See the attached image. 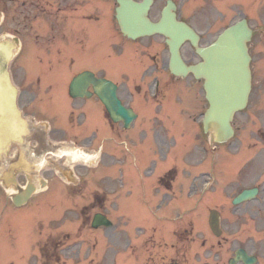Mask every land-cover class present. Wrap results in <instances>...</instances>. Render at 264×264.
<instances>
[{
  "label": "flooded vegetation",
  "instance_id": "obj_1",
  "mask_svg": "<svg viewBox=\"0 0 264 264\" xmlns=\"http://www.w3.org/2000/svg\"><path fill=\"white\" fill-rule=\"evenodd\" d=\"M163 1L165 4L166 0ZM173 1L178 18L187 21L196 29L198 26H195L194 22L201 15L202 27L199 31L201 45L209 44L218 30L224 28L229 22L240 18L246 19L253 29V35L248 42L252 85L247 106L255 113L258 110V96H264V0ZM115 6V0H0V11L4 13L5 19L13 20L14 30L12 31L23 42L16 59L17 62H26L28 59L34 67L46 68L48 71H52L54 67H61L57 71L58 74L31 75L34 80L27 81L29 78L27 75L24 82L21 78L22 83L38 86L45 82H57V86L60 87L66 66L76 67V73L84 69L97 73L95 68L96 34L99 19L109 16L110 23L113 24ZM162 6L159 4L157 8ZM35 19L36 23L33 22ZM112 30H105V32L111 34ZM115 30L120 35L119 31ZM27 38L32 40L37 48L28 49L29 45L25 44ZM187 44L190 50L187 59L189 63H195V58L197 62L198 56L192 45L189 42ZM151 49V44H144L137 48V51L143 56ZM121 51L122 49H119V52ZM159 54L157 52L152 56L153 62H156ZM16 60L13 65L16 64ZM189 78V86L193 89L191 92L199 97L200 104L203 103L201 106L203 109L205 99L202 81L196 79L193 74H189ZM117 79L123 84L126 82L125 76L117 75ZM23 86L26 87L24 84ZM29 88L28 86L27 94L30 92ZM87 88L92 92L91 87ZM135 90L132 92L127 89L125 93L129 98L135 99V95L142 91L141 86H135ZM47 93L48 91L43 90L41 95H47ZM36 96L37 92L33 89L32 98L36 99ZM77 99V106L73 108L78 111L77 130L74 133H68L65 130L52 133V137L58 138L54 143L46 141L42 144L32 141L29 145L33 151H40L45 145L61 144L68 138L74 143L89 138L88 135L81 133V129L88 128L84 126L87 117L89 120L95 119L96 113L93 108L95 109L97 103L101 106L102 104L93 94ZM124 103L130 106L128 102L124 101ZM103 113L106 125L102 138L108 140L109 143L111 137L121 135L128 142H139L142 145L147 141L149 143L163 142L161 133H157L160 126L140 122L132 124V128L124 129L121 123H114L106 117L104 107ZM146 125H149L150 132L155 131L152 139V136L150 135L149 138L146 133ZM253 126L255 128L250 139L251 154L248 155L249 170L231 171V166L228 165L227 173L222 174L218 171L220 179L216 181L217 184L211 190L204 192L200 198H193L191 192L188 193L187 199H194L197 202L189 205L188 213L186 212L187 223L182 228L173 221V218L178 215L177 206L173 205L177 199L176 189L171 185L175 178L173 170L150 171L151 176L148 180L150 192L148 198L144 194L145 204L143 205L156 206L159 211V216L156 217L159 219L166 214H161L162 209L168 210L167 215L170 217L171 225L162 228L157 220L148 229L145 225L137 223L138 228L135 230L131 229L129 222H124L118 215L116 226L106 231L108 239L113 241L112 243L116 242L113 253L114 251L116 254L125 253L124 258L129 259L136 252L139 259L137 264H264V132L259 128V124L254 123ZM97 132L96 129L95 134ZM87 142L89 140L84 141V143ZM155 156L159 158L156 151ZM222 166L223 161L218 160L216 168L219 169ZM74 175L76 181L70 182L71 185L63 192L76 195V203L68 204V206L74 210L73 221L77 227L76 237L82 243L88 244L83 229L92 226L97 212L103 213L113 222V216L105 210L111 206L109 203L111 202L109 198L111 189L108 188L110 178L107 177L106 172L95 171L75 170ZM53 179L49 175L47 186L38 193L45 191L43 194L55 195L57 191L53 192L56 188L53 186ZM192 186L191 183L187 189L190 191ZM246 188H254V195L239 203H234V197ZM196 189L197 187L194 186L192 191ZM212 210L216 211L212 216L216 214L218 217V233L217 230L214 233L209 225ZM63 211L64 215L69 212L66 208H63ZM90 237L94 242L96 235ZM46 239L41 243V245L45 243V246H41L37 258H40L42 264H58L57 260L60 263L63 258L60 256L59 248L64 246V238L62 235L57 237L48 235ZM77 254L80 255V251ZM84 257L88 258L85 255ZM77 261L71 263L75 264ZM82 263L102 264L101 259L96 260V256L92 261ZM63 264H68V261H64ZM107 264H126V261L121 260L116 263L110 258Z\"/></svg>",
  "mask_w": 264,
  "mask_h": 264
},
{
  "label": "water",
  "instance_id": "obj_2",
  "mask_svg": "<svg viewBox=\"0 0 264 264\" xmlns=\"http://www.w3.org/2000/svg\"><path fill=\"white\" fill-rule=\"evenodd\" d=\"M144 9L136 8L142 12ZM122 27L123 31L132 37L146 33L147 29H156V26L151 24L145 16L131 18L127 23H122ZM232 31L234 35L231 32L222 36L217 42L218 55L206 57L208 61L202 65L205 70L209 100L206 123L210 124L211 138L217 141H222L231 134L229 121L234 111L245 104L250 85L249 57L245 46L248 35L241 29L238 33L235 29ZM171 34L166 33L167 36ZM180 42L175 39L168 41L171 52L170 68L173 73L184 75L188 68L185 67L178 53ZM109 101L117 114L126 116L125 110L119 106L113 94Z\"/></svg>",
  "mask_w": 264,
  "mask_h": 264
},
{
  "label": "rangeland",
  "instance_id": "obj_3",
  "mask_svg": "<svg viewBox=\"0 0 264 264\" xmlns=\"http://www.w3.org/2000/svg\"><path fill=\"white\" fill-rule=\"evenodd\" d=\"M155 10V9H154ZM153 39H158V38H152V39H146L149 41H152ZM145 41V40H144ZM147 42V41H146ZM184 52V57H187V54H185V48L183 50ZM187 52V51H186ZM163 61V58H162ZM19 84V83H18ZM177 95L179 93L177 92ZM182 95L185 96L186 92L183 91ZM184 103L185 100H183ZM173 109L169 112H172L171 116L169 118H161L159 120H155L153 122L154 125H164L167 123H171V117L174 115L175 112H178L179 104L173 103L172 105ZM264 110H259L258 112V120L261 118L264 119ZM51 115V114H50ZM253 117V116H252ZM251 117V115H237L235 118V125H238L240 130L238 131V134L235 136V142L236 139L238 138H248L250 136V130H249V124L252 123L254 120ZM177 120H181L180 117L176 118ZM91 123V120L89 121ZM179 133V128L176 126L174 129H172V135H177ZM233 142V144L235 143ZM182 145V141L180 139V136L178 137L176 141V147L179 148ZM218 151V150H217ZM146 158L143 156L141 153L139 154L138 149H132L129 144H125L123 142L119 144L111 143L109 146V150L104 151L102 155V160L104 162H107L109 164L108 171L110 172L112 179H113V186H115V191H117L118 194V203L123 209L130 210V215L134 216L136 211L134 209H139L140 208V201L138 198V194L140 191V175L143 174V171L145 169V174L147 173V170L149 169V164L143 160ZM155 159H152L150 161V167L151 169L154 168ZM184 162V161H181ZM207 163H204V167H206ZM145 166V168H144ZM178 168L181 169V172L184 173L182 176L186 175L187 172V165L185 163H180L178 165ZM148 177V176H146ZM182 191L183 193L186 191L185 188ZM180 207V206H179ZM142 209V208H140ZM181 209V208H178ZM22 210L16 211V216L18 214H22ZM15 215H13V222L12 224L17 228V235L15 237V240L13 241L12 245L14 247V251L11 250L6 246V230L8 229V226L4 225L2 229L0 230V258L4 259H10L14 261V264H23L22 260L27 256V254L30 253L31 249L26 248V244L29 242V236L27 238V234L29 232V225L27 221V217H21V218H15ZM9 216L6 217L5 224L8 222ZM174 221L177 224H181V221L178 220L177 216L174 217ZM97 234L101 235V231H98ZM35 235H36V229H35ZM91 235V234H90ZM103 240L97 247H100L96 250L99 253V257H101L105 262L107 263L109 259V253L114 250V245L115 243H112L113 241H110L107 237V233H102ZM27 238V239H26ZM122 244V243H121ZM72 246L73 250H77L78 243L77 242H72L70 243ZM93 243H89L88 245L84 244V249L83 251H88L91 254H94V249L93 247L96 246ZM26 255V256H25ZM101 255V256H100ZM26 260L28 258L26 257ZM28 262V261H27ZM0 264L3 263V259L0 261Z\"/></svg>",
  "mask_w": 264,
  "mask_h": 264
}]
</instances>
